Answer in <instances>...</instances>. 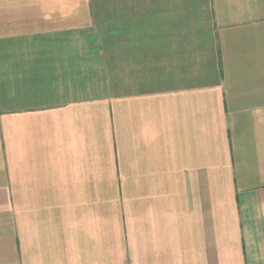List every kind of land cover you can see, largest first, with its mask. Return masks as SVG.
I'll return each mask as SVG.
<instances>
[{"label":"crops","instance_id":"0c3cea01","mask_svg":"<svg viewBox=\"0 0 264 264\" xmlns=\"http://www.w3.org/2000/svg\"><path fill=\"white\" fill-rule=\"evenodd\" d=\"M0 264H264V0H0Z\"/></svg>","mask_w":264,"mask_h":264},{"label":"rangeland","instance_id":"374dc122","mask_svg":"<svg viewBox=\"0 0 264 264\" xmlns=\"http://www.w3.org/2000/svg\"><path fill=\"white\" fill-rule=\"evenodd\" d=\"M113 186L117 188V186L119 187L120 185H105V196L109 197L108 199H106V197L104 201V227H128V219L131 218L128 215V191L124 190L123 192L120 189V192H117V190L115 192ZM107 189L109 194L107 193ZM141 219L142 215H137L136 218L132 216L131 222H134L133 227H143Z\"/></svg>","mask_w":264,"mask_h":264}]
</instances>
